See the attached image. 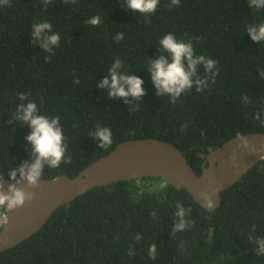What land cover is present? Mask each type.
Here are the masks:
<instances>
[{"label":"trees","instance_id":"16d2710c","mask_svg":"<svg viewBox=\"0 0 264 264\" xmlns=\"http://www.w3.org/2000/svg\"><path fill=\"white\" fill-rule=\"evenodd\" d=\"M97 16L100 23L92 25ZM45 22L51 28L36 37L35 26ZM260 24L264 7L250 0H159L148 14L125 0L0 5V176L10 178L36 158L27 139L32 129L20 119L28 103L37 115L59 117L66 145L59 166L45 162L41 178L75 176L118 143L151 136L188 149L200 174L207 152L237 134L264 131V40L248 32ZM169 33L191 43L194 58L215 62L211 70L197 64L192 87L175 99L158 94L150 72L161 56L172 62L160 44ZM53 34L57 44L45 48ZM117 60L121 75L144 81L142 97H110L100 86ZM101 128L112 131L104 148L96 135ZM158 181L147 176L92 187L58 207L31 237L0 251V264H264V160L222 192L216 209L184 187H156Z\"/></svg>","mask_w":264,"mask_h":264},{"label":"water","instance_id":"95a60500","mask_svg":"<svg viewBox=\"0 0 264 264\" xmlns=\"http://www.w3.org/2000/svg\"><path fill=\"white\" fill-rule=\"evenodd\" d=\"M187 152L188 149L182 150L175 143L158 137L132 138L118 143L75 176L61 173L42 177L37 186L18 183L20 179L4 178L5 192L15 186L33 195L23 206L7 212V224L0 229V251L31 237L58 207L80 194L121 180L158 177L156 187L164 183L184 187L197 203L216 209L222 204V192L258 161L264 160V131L237 134L207 152L200 174L189 162Z\"/></svg>","mask_w":264,"mask_h":264},{"label":"clouds","instance_id":"9594fccd","mask_svg":"<svg viewBox=\"0 0 264 264\" xmlns=\"http://www.w3.org/2000/svg\"><path fill=\"white\" fill-rule=\"evenodd\" d=\"M75 3V0H72ZM128 7L133 11H140L141 13L148 14L154 13L159 0H125ZM180 0H173V3L179 4ZM251 4L256 7H264V0H250ZM10 5V0H0V5ZM92 25H98L100 18L97 16L91 19ZM51 24L45 22L37 24L35 26L34 34L36 37H40L41 33L46 29H50ZM251 37L254 41L260 42L264 40V24H260L258 27H251L248 29ZM123 35L118 34L117 40H122ZM59 36L57 34L50 35L47 41L44 43V47H49V42L52 45L57 44ZM162 50H166L171 54L172 62L161 56L160 59L150 62V72L152 80L157 89L158 94L164 92L173 95L174 99L178 98L180 93L185 89L192 87L191 76L195 73L197 64L204 63L206 68L211 70L214 67L215 62L211 59L205 61L203 56L194 58L193 48L191 43L178 42L175 36L171 33L167 34L160 40ZM50 50V49H49ZM187 62V68L185 66ZM121 67L120 61L109 69L110 79L105 77L101 82V87H107L109 89L110 97H132L140 98L145 94V90L142 87L144 81L136 75H121L118 69ZM197 83H203L197 81ZM23 98V97H21ZM22 114L20 119L28 124L32 132L27 139L32 143L34 147L35 160L29 164L25 162L20 168L13 169L10 173L12 180L17 179V173H19V182H26L29 186H37L41 179L43 172V165L46 162L51 167H58L63 159L66 145H64V136L61 127L59 126V117L48 118L43 115L36 114L35 103H28L26 107L21 106ZM97 137L101 141L100 147L104 148L112 143V131L108 128H101L96 133ZM3 177L0 176V228H3L7 224V212L23 206L26 200L32 198L31 193H28L25 189L10 186L8 191L3 190ZM211 205V201H209ZM181 217L184 215V210L178 213ZM185 227L184 222L177 225V230H181ZM155 245L150 249L151 254H155ZM260 254L264 255V240L260 241Z\"/></svg>","mask_w":264,"mask_h":264}]
</instances>
